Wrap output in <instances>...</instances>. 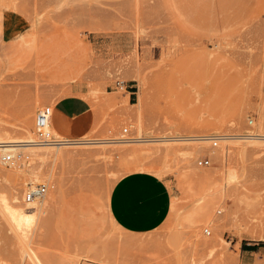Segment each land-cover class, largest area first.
Returning a JSON list of instances; mask_svg holds the SVG:
<instances>
[{"label":"rangeland","instance_id":"1","mask_svg":"<svg viewBox=\"0 0 264 264\" xmlns=\"http://www.w3.org/2000/svg\"><path fill=\"white\" fill-rule=\"evenodd\" d=\"M191 2L194 9L178 2L181 22L171 0H0V136H24L16 130L35 102L31 129L38 139L37 111L52 106L54 113L79 85L90 112L64 131L52 118L51 132L57 139H114L62 146L72 158L37 167L28 150L9 164L3 156L11 152L0 154V171L13 169L10 178L0 176V195L11 186L25 201L33 186H48L39 200L58 191L36 244L56 264H244L248 245L257 250L245 253L247 264H264V150L235 155L251 141L238 136L264 133V0ZM72 76L81 77L63 81ZM116 81L135 84L136 93L130 97ZM139 135L211 139L199 152L190 147L199 141L185 144L191 154L184 158L165 142L121 140ZM218 135L228 139L213 147ZM201 157L211 165L199 167ZM136 171L165 178L172 194L167 220L147 234L127 232L109 209L115 182ZM242 181L248 194L236 206L224 199V185ZM226 203L231 216L215 231L203 221L207 208L222 217ZM4 227L0 217V264H30Z\"/></svg>","mask_w":264,"mask_h":264},{"label":"bare ground","instance_id":"2","mask_svg":"<svg viewBox=\"0 0 264 264\" xmlns=\"http://www.w3.org/2000/svg\"><path fill=\"white\" fill-rule=\"evenodd\" d=\"M173 12L175 13L174 10ZM177 18L179 19L178 16ZM137 80L138 81L140 80L141 84H143V81L142 79H140V77L137 76ZM35 106L36 104L34 102L31 104H28L23 109L21 129L16 130V131L20 132V134L22 133L24 136L13 137L11 135H3V134L0 136V154L3 152H11L17 157L21 158L22 157L21 154H16L17 151L21 149L22 150L24 149V151L28 150L32 154L33 160H35L34 164L35 163L36 164L34 166L37 167L41 164L47 163L48 160H53V161L59 160L60 161V160L72 158L71 154L68 153V151L60 152L59 149L62 146L78 145V144L81 145V144H90V143L91 144H95V143L104 144L108 142H114V141H111L114 139L109 138V137L108 138L89 137V138H83V139L63 137V138L57 139L59 142L54 143V144L40 143L38 142V139H35L34 131L31 129V122L34 116ZM52 116H53V112H52ZM52 116H51V120H52ZM2 130L16 132L14 129L6 128V127H3ZM142 131H143L142 125H139L138 133L142 134ZM238 137L247 138L251 141L249 145L247 146L243 145V146L235 147L236 156L243 157V156L252 154L256 150H259L260 152L264 150L263 143H256V141H253V140H264V133H260V132L259 133L258 132L257 133H247V134H243ZM210 139H211V136L209 135H204L201 138H194V137H189V136L187 137V135L186 136L175 135L172 137L164 136L162 138H155L154 136L145 137V136L139 135L138 137H134V138L131 137V138L121 139V140H127L126 142H165L167 144H171V147L169 148V153L185 158L189 154H191V152L189 153V149L187 152V149L185 148V147H188L189 145L185 146V144H187L190 141H196V142L199 141L200 142L198 143L199 145L194 144L193 146H190L192 147L191 149L199 152L200 150L203 149L202 144L209 142ZM220 139L225 140V139H228V137H220ZM184 148L186 149V151ZM87 153L88 152H86V154ZM255 163H258V160H256ZM12 171L11 170L0 171V176L4 177L6 176V174H8L10 178ZM15 172H16L15 174L18 173V171H15ZM243 182L244 181H242L241 184L240 183L239 184L231 183L232 185L228 184L230 186H228L227 184L224 185L225 186V196H224L225 198L224 199L227 200L228 199L227 197L229 196L231 198L230 201L232 202V204L234 205L238 204L240 194L246 191V188L249 187L247 183L248 181L245 183ZM34 187L36 186H33L31 188H34ZM59 187H57L56 190H58ZM11 188L7 195L5 194L0 195V217L1 219H3V223L5 226L4 227L5 233L12 234L13 236H15L16 248L21 252V256H23V258H28L30 264H56L52 255L50 253H40L36 244L38 243V241H40L43 238V236H45V230L48 224L49 214L54 209L55 202L58 198V191L54 190L56 191L55 194H52L51 197L45 200L35 199L33 201L28 202L24 200L23 193L22 191H20L21 189H18L15 186L13 187V189ZM245 194H248L247 191ZM45 195L46 193L44 194V196ZM232 204L226 203L225 214L222 217H219V216L217 217L214 215L213 205L208 206L207 212L205 214V218L203 221H205V223H210V224L212 223L213 229L217 231L219 228H221L225 224L227 219L231 216V207L233 208ZM202 237L203 236H199L198 238V240L201 242V245H203L202 243L209 245V243H207V241L209 240L206 239L205 237L203 238L204 239L203 240ZM213 240L215 241V239H211V241Z\"/></svg>","mask_w":264,"mask_h":264},{"label":"crops","instance_id":"3","mask_svg":"<svg viewBox=\"0 0 264 264\" xmlns=\"http://www.w3.org/2000/svg\"><path fill=\"white\" fill-rule=\"evenodd\" d=\"M171 1L173 10H179L178 2L183 0ZM184 1L186 5H191L194 9L195 5L191 0ZM80 77L73 78L72 76L63 81L73 78V82H76ZM134 87L135 84L127 85L130 97L136 93ZM71 90V95L56 102L52 116L54 121L64 124L63 131L91 110L89 102L78 95V92L83 93V89L79 85H73ZM171 201V190L165 178L151 172L136 171L122 176L115 182L110 194L109 209L115 221L127 232L147 234L159 229L165 223L171 212ZM256 250L248 246L242 249L244 264L248 263L245 253H252Z\"/></svg>","mask_w":264,"mask_h":264},{"label":"built area","instance_id":"4","mask_svg":"<svg viewBox=\"0 0 264 264\" xmlns=\"http://www.w3.org/2000/svg\"><path fill=\"white\" fill-rule=\"evenodd\" d=\"M116 87L117 88H127V86L122 81H116ZM53 112L52 106H44L40 108L36 113V129H37V138L38 142L44 143V144H54L59 142L57 138L54 136V134L51 132V116ZM253 119L249 120V123H253ZM128 128H124V132H127ZM220 135L212 138L213 140V147L218 146V140ZM16 155L13 153H7L3 156V161L5 163H15L16 161ZM197 165L199 167H208L211 165V159L209 157H201L197 160ZM48 186L46 184H40L37 185L34 188H31L26 193V200L28 202L33 201L35 199H40L44 196V194L47 192ZM205 233L207 235L210 234V230L206 229Z\"/></svg>","mask_w":264,"mask_h":264},{"label":"trees","instance_id":"5","mask_svg":"<svg viewBox=\"0 0 264 264\" xmlns=\"http://www.w3.org/2000/svg\"><path fill=\"white\" fill-rule=\"evenodd\" d=\"M248 247H250V248H252V249H257L256 246L248 245Z\"/></svg>","mask_w":264,"mask_h":264}]
</instances>
